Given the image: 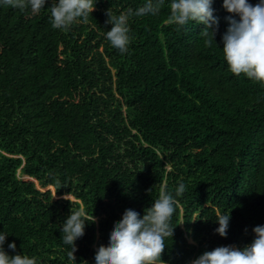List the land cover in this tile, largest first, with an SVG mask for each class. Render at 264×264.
Masks as SVG:
<instances>
[{
    "label": "trees",
    "instance_id": "obj_1",
    "mask_svg": "<svg viewBox=\"0 0 264 264\" xmlns=\"http://www.w3.org/2000/svg\"><path fill=\"white\" fill-rule=\"evenodd\" d=\"M54 2L38 14L0 4L5 250L36 256L38 264H96L99 246L109 244L126 209L142 217L161 188L175 195L179 182L186 191L176 197L178 226L166 241V264L249 245L253 229L264 226V85L227 66L222 37L232 14L223 0L213 2L219 25L211 47L200 35L205 24L167 23L171 0H165L159 15L130 19L126 54L106 38L112 27L106 13L135 11L145 0H96L88 23L68 30L52 28ZM167 163L175 171L166 175ZM20 169L59 195L74 196L90 219L104 217L99 228L86 225L76 260L67 256L62 228L81 204L53 201L19 180ZM220 214L231 215L226 237L215 232ZM13 242L15 252L8 248Z\"/></svg>",
    "mask_w": 264,
    "mask_h": 264
},
{
    "label": "clouds",
    "instance_id": "obj_2",
    "mask_svg": "<svg viewBox=\"0 0 264 264\" xmlns=\"http://www.w3.org/2000/svg\"><path fill=\"white\" fill-rule=\"evenodd\" d=\"M48 0H0L4 6L27 10L38 14ZM165 0H145L137 10L131 8L119 15L111 9L106 13V24L112 25L106 32L111 46L121 54H126L132 42L131 18L157 16ZM214 0H171L167 23L179 27L196 21L206 25L201 36L206 46L211 47L215 40L219 20L214 16ZM96 0H56L50 9V23L53 29L68 30L76 23H88L95 10ZM223 7L232 15L226 17L229 23L222 37L223 57L231 73L244 75L254 82L264 85V0L253 5L249 0H223ZM239 17L236 19L235 17ZM216 25V28L213 27ZM186 185L179 182L175 195L166 188H161L158 198L151 207L145 209L144 215L133 209H126L122 219L115 222L107 246H99L96 264H166L162 259L169 238H173L175 228L172 219L176 213L178 201L183 196ZM231 215L217 216L219 227L215 232L227 236ZM96 217L90 219L84 209L71 208L69 217L63 224V244L71 246L67 252L69 260H76V241L85 235L88 223H95ZM182 224V223H181ZM254 240L242 249L235 246H220L205 251L192 264H264V226L253 229ZM0 232V264H38L36 256L27 253L11 255L5 250L7 236ZM15 242L8 248L15 252Z\"/></svg>",
    "mask_w": 264,
    "mask_h": 264
},
{
    "label": "rangeland",
    "instance_id": "obj_3",
    "mask_svg": "<svg viewBox=\"0 0 264 264\" xmlns=\"http://www.w3.org/2000/svg\"><path fill=\"white\" fill-rule=\"evenodd\" d=\"M95 10H97V7L96 6H95ZM103 50H104V48L102 47L101 48V51H103ZM113 74L114 75L116 74V71L115 70H113ZM122 111L126 114L127 108L126 107L122 108ZM122 147H124V145ZM158 154H160V152H158ZM142 168L146 169L148 167L146 165H142ZM173 171H175V169L172 167L171 164L167 163V165H166V175H167L168 172H173ZM17 177H18L19 180H21L23 182H33L34 185H35V187H36V189L38 191H40L41 193H48L49 192L50 195H51V197H52V199H53V201H66V200H70L73 203H79V204H81V207L84 209L83 204L78 199H76L74 196H72V195H59L58 192H57V189L55 187H53L51 185H48V186L42 185V183H40L38 180H36L34 178H31V177L26 176L25 174H23L22 171H21V169L18 171ZM181 178L184 179L185 176H182ZM166 184L167 183L165 182V185ZM207 207H210V205H207ZM197 216H198V214L194 216V219ZM102 218H104V217H96V226H97V228L100 227L101 221L103 220ZM97 236H99V234H97ZM189 243L190 244H197V243L193 242L191 239H189ZM192 262H191V264H192Z\"/></svg>",
    "mask_w": 264,
    "mask_h": 264
}]
</instances>
